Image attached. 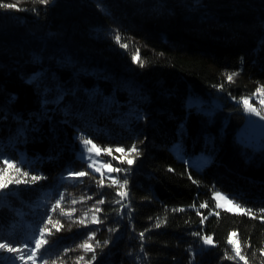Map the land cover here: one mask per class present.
Returning a JSON list of instances; mask_svg holds the SVG:
<instances>
[{
    "label": "trees",
    "instance_id": "obj_1",
    "mask_svg": "<svg viewBox=\"0 0 264 264\" xmlns=\"http://www.w3.org/2000/svg\"><path fill=\"white\" fill-rule=\"evenodd\" d=\"M0 3V243L35 264H264V146L237 138L264 93V0ZM81 140L138 151L99 187Z\"/></svg>",
    "mask_w": 264,
    "mask_h": 264
},
{
    "label": "rangeland",
    "instance_id": "obj_2",
    "mask_svg": "<svg viewBox=\"0 0 264 264\" xmlns=\"http://www.w3.org/2000/svg\"><path fill=\"white\" fill-rule=\"evenodd\" d=\"M6 16H8L6 14ZM8 19V17H7ZM39 29H45L40 26L37 27ZM52 34L51 31H47L46 36H50ZM255 98L257 100V104L252 103L250 98ZM248 100V105L244 104V100ZM243 104L245 113V121L242 126L237 131V138L241 142L252 145L255 148H262L264 146V93L263 91H259L255 93L253 96L244 98ZM86 140H81V154H83V159L86 161L87 166L91 167V169L99 174L98 182L99 187L103 184L108 183V179L117 180L119 178L121 167L119 166V162L124 159H131L132 151H122L121 155H117L118 151L112 150H101L93 143L85 144ZM89 141V140H87ZM120 152V151H119ZM203 159L204 157H199ZM120 169V171H109V168ZM12 168L2 169L0 170V184H8L11 183L10 180L13 181L14 175L11 171ZM10 179V180H9ZM3 189L0 188V195H2ZM216 205L218 208L225 209L231 212L241 213L243 211H239L238 209H243L240 205H238L230 196L222 191L216 190L213 194ZM244 210V209H243ZM232 232L230 233L231 236ZM231 239L234 241L235 237L231 236ZM209 246V244H207Z\"/></svg>",
    "mask_w": 264,
    "mask_h": 264
},
{
    "label": "snow or ice",
    "instance_id": "obj_3",
    "mask_svg": "<svg viewBox=\"0 0 264 264\" xmlns=\"http://www.w3.org/2000/svg\"><path fill=\"white\" fill-rule=\"evenodd\" d=\"M48 2H49V0H41V3H42V4H47ZM14 7H15V5L10 4V3H0V8H9V9H11V8H14ZM229 80H231V77H229ZM248 103H249V102H248L247 99L244 100V104H245L246 106L248 105ZM84 143H85V144H87V143H91V141H87V140H86ZM117 151H124V149L120 148V149H117ZM131 151H138V149H137L135 146H133V148L131 149ZM81 158H83V155H82V154H81ZM132 163H133L132 160H129V161H128V164L131 165ZM109 171H110V172H111V171H120V169H113V168L110 167V168H109ZM86 174H87V173L84 172V171H80V172H76V173H75V175H76L77 177H83V176H85ZM32 179H33V180H37V179H39V177H37V176H33ZM2 187H5V186L2 185V184H0V188H2ZM120 195L123 196L124 194L121 193ZM103 202H104L103 200L98 201V203H100V204H103ZM204 206H205V205H201V207H204ZM238 210H239V211H244L243 209H238ZM97 211H101V209H97ZM260 211H261V212H264V209H261ZM254 218H255V217H254ZM93 222L95 223L96 221L94 220ZM144 235H145V233H143V232L140 233V237H141V239H143ZM236 235H237V233H235V232H233V233L231 234V236H236ZM231 236L229 237L228 243H229V244H235V241H233V240L231 239ZM203 239H204V243H205V244H211V243H212V238H211V237H204ZM106 243H107V242H106ZM36 246H37V249L40 248V246H41V242H40L39 240L36 241ZM25 247H28V246L25 245ZM82 247H84L85 249H87V250H89V251L92 250V246H91L90 244H84V245H82ZM0 249H6V250L9 251V252H21L20 249H17V248L12 247L10 243H0ZM234 251H235L236 255H237L241 260H245V257L241 254V249H240L239 247H235V248H234ZM36 255H37V253H36L35 250H30V254H29V253H23V252H21L20 259H25V258H27V259H29V260H33V258H34ZM261 255H264V251L261 252ZM40 258H43V253L40 254ZM11 259L14 261V260L16 259V257H12ZM92 259L95 260V259H96V256L93 255ZM33 264H35V261H34V260H33Z\"/></svg>",
    "mask_w": 264,
    "mask_h": 264
}]
</instances>
